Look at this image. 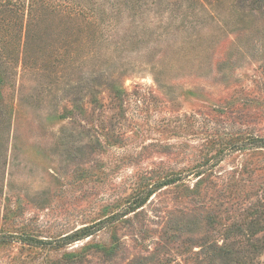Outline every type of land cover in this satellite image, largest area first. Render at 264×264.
<instances>
[{"label":"rangeland","instance_id":"rangeland-1","mask_svg":"<svg viewBox=\"0 0 264 264\" xmlns=\"http://www.w3.org/2000/svg\"><path fill=\"white\" fill-rule=\"evenodd\" d=\"M261 139L264 0H0V264H264Z\"/></svg>","mask_w":264,"mask_h":264},{"label":"trees","instance_id":"trees-1","mask_svg":"<svg viewBox=\"0 0 264 264\" xmlns=\"http://www.w3.org/2000/svg\"><path fill=\"white\" fill-rule=\"evenodd\" d=\"M262 141V144L261 143H259V142H257L256 144H254V147H264V140L263 139H261L260 140V142ZM244 148H245V146H244ZM142 201H144V200H142ZM142 201H140V202H142ZM84 229H82L80 232H83L82 234L81 233H79L78 235H77V238L76 239H78V238H80V237H85V236H87V235H89V234H91V232H89V231H83Z\"/></svg>","mask_w":264,"mask_h":264}]
</instances>
